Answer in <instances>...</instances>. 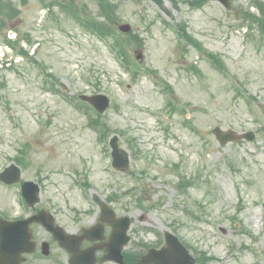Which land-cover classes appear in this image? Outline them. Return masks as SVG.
<instances>
[{
	"label": "rangeland",
	"instance_id": "rangeland-1",
	"mask_svg": "<svg viewBox=\"0 0 264 264\" xmlns=\"http://www.w3.org/2000/svg\"><path fill=\"white\" fill-rule=\"evenodd\" d=\"M12 1L20 13L3 34L28 33L33 44H22L29 57L13 54L0 66V171L25 145L21 177L39 183L40 205L60 213L93 211L99 209L93 194L104 200L121 196L110 206L132 219L128 249L139 251L137 242L155 245L168 229L193 255L203 251L215 258L205 264H264V36L255 26L250 30L239 12L254 11L251 0H232L229 9L212 1L190 9L166 0L169 15L149 0H113L120 22L129 23L142 41L132 57L141 55L135 61L143 73L156 71L135 83L105 42L58 8L53 19L37 0ZM96 1L75 0L93 14ZM182 21L204 49L224 61L225 73L196 49L177 46L174 29ZM33 59L53 74L61 92L109 97L102 121L128 151V171L110 166L107 145L97 143L69 99L45 88L49 79ZM160 79L172 87V97ZM168 100L186 114L171 112ZM216 125L251 130L256 138L221 147L211 133ZM180 174L194 181L185 193L175 187ZM85 180L87 188L80 185ZM127 189L133 192L124 195ZM24 209L19 185L0 183V215L18 217Z\"/></svg>",
	"mask_w": 264,
	"mask_h": 264
},
{
	"label": "water",
	"instance_id": "water-1",
	"mask_svg": "<svg viewBox=\"0 0 264 264\" xmlns=\"http://www.w3.org/2000/svg\"><path fill=\"white\" fill-rule=\"evenodd\" d=\"M159 6L162 7V0H154ZM222 3L226 4V0H220ZM122 30H126V27H121ZM84 100L89 101L95 106L99 112H103L108 106V100L103 95H96L91 97H83ZM216 138L218 139L221 145L225 144L228 141H236L239 137L235 136L232 131L223 133L220 129L215 128L213 130ZM248 139L251 137L248 135ZM110 146L112 148V157H113V166L123 167L127 165L128 158L127 154L118 149L117 137L114 136L110 141ZM20 172L17 167L10 165L3 172L0 173V181H3L7 184L15 183L19 181ZM22 192L26 199L28 205L33 206L38 201V186L32 182H25L22 184ZM95 201L100 205L101 209H109L97 196H94ZM31 220L27 221H17V222H7L0 220V264L3 262L16 264L21 260L19 258L22 252L32 251V244L29 241L30 235L27 230V226ZM56 237L59 239V233H55ZM167 243L169 249L167 252L157 254L158 256L162 255L161 260H165V254L173 255L175 258L178 257L180 261L187 259L188 263L193 264V259H191L186 250L178 244L176 238L166 234ZM119 243L116 246H113L109 250L110 258L116 259L118 252L120 251V246L123 244ZM115 255V256H114ZM153 255L150 254V258ZM156 257V256H155ZM154 261V257L152 258Z\"/></svg>",
	"mask_w": 264,
	"mask_h": 264
},
{
	"label": "flooded vegetation",
	"instance_id": "flooded-vegetation-1",
	"mask_svg": "<svg viewBox=\"0 0 264 264\" xmlns=\"http://www.w3.org/2000/svg\"><path fill=\"white\" fill-rule=\"evenodd\" d=\"M39 209H35L34 212H37ZM33 212V213H34ZM81 214V213H80ZM85 218H87L86 223H89L88 226L93 225L98 223L99 221V217H100V211H98V209H96L95 211H91L89 213L84 214ZM63 217L65 219H68L69 222L67 224V227H75V234H80V230L84 225H80L81 222H85L84 218H79L76 222V216L73 214L71 217H68L67 215H63ZM101 228L103 230V237L104 239L100 240V241H89L87 239H84L80 242L79 244V248L81 250L86 249V248H96L98 250H96L95 252V257L99 258L104 254V245L106 244V240L109 237L110 233H111V227L106 223V222H102L100 223ZM37 227V228H36ZM32 231H33V237H34V241H35V252L34 254H36L38 257H41V248H42V244L46 241L48 242V246H49V250H50V255L49 257V262L48 264H69V259L71 258V254L62 247H59L52 239V235H50L48 232L45 231L46 236L42 237V238H38L37 235L39 233L38 229H41L39 224H32L31 226ZM104 247V248H103ZM137 256V255H136ZM136 256H129V258H131L134 261H138L140 259H138Z\"/></svg>",
	"mask_w": 264,
	"mask_h": 264
},
{
	"label": "trees",
	"instance_id": "trees-1",
	"mask_svg": "<svg viewBox=\"0 0 264 264\" xmlns=\"http://www.w3.org/2000/svg\"><path fill=\"white\" fill-rule=\"evenodd\" d=\"M189 2V4H191L192 6H199L200 4L199 3H197V2H195V1H188ZM101 7H103V9L105 10V11H107L108 12V14H110V9L113 7V6H111V4H109V2L108 1H105V2H101ZM260 13L262 14V17L261 18H258L257 20V22H258V25L260 26V28L261 29H263L264 30V5H262V6H260ZM0 16H7V17H11V14L10 13H8L7 11H5V9H4V7L2 6V4H0ZM111 17H110V15H109V17H108V19H110ZM114 19V18H113ZM3 20L0 18V25H3ZM92 26L95 28V30L96 31H98L100 34H102V35H107V36H114L113 35V33H112V29L110 28V26L109 25H106V24H104V23H99V22H96L95 21V24H92ZM181 29V31L183 32V29L182 28H180ZM186 37V36H185ZM113 38H115V42L117 43V48H118V52L120 53V54H123V57H124V60L126 61V63L127 64H129V60H128V56H127V50H126V48L127 47H125L124 46V44H123V42H121V40H119V39H121V38H119V37H117V36H115V37H113ZM188 38V37H187ZM189 39V38H188ZM194 45L195 46H198V44L197 43H195L194 42ZM210 57L211 58H213L214 56L213 55H210ZM215 62H216V64H217V66H219V67H221V63L219 62V61H217V60H215ZM95 122H97V120L95 119L94 120ZM96 124H98V123H96ZM106 130V129H105Z\"/></svg>",
	"mask_w": 264,
	"mask_h": 264
}]
</instances>
